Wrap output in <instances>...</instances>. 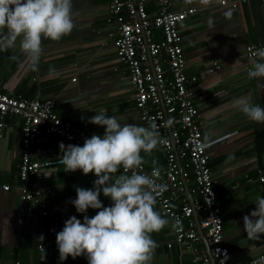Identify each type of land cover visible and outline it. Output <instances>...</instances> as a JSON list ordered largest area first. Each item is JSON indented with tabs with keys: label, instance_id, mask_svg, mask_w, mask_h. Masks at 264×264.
<instances>
[{
	"label": "crops",
	"instance_id": "obj_1",
	"mask_svg": "<svg viewBox=\"0 0 264 264\" xmlns=\"http://www.w3.org/2000/svg\"><path fill=\"white\" fill-rule=\"evenodd\" d=\"M219 1L205 4L203 0H170V5L174 11L195 9L178 25L185 72L196 78L191 91L202 138L206 132L210 136L207 164L216 182V204L221 211L229 262L244 264L264 257V236L259 241L249 240L243 231V217L255 210L257 196L264 197V181H258L256 172L264 170V124L248 120L234 102L251 94V102L264 107V87L259 86L264 79H249L247 75L253 61L259 58L247 60L243 52L247 44L264 43V2L245 0L231 10L220 6ZM72 3L75 27L58 42L43 41L39 71H32L18 47L0 52V91L20 99L53 100L59 118L92 135L104 134L103 127L87 122L102 109L116 116L121 124L146 127L134 108L126 68L114 56L112 36L116 23L107 12L106 1L72 0ZM145 8L150 14L155 12L152 0L147 1ZM209 18L214 20V27L207 24ZM13 56L17 58L13 60ZM213 63L217 64L216 69ZM73 78L75 81L71 82ZM17 128L18 120H7L0 137V264L14 261L41 264L35 240L41 235L49 250L45 264H87L83 255L61 262L56 234L71 216L83 221V214L76 212L71 200L76 198L77 187L93 188L96 177L92 173L85 176L79 170L65 172L63 165L48 169L40 187L47 208L54 207L55 211H48L45 217H39L35 210L33 215H27L14 189L19 148ZM60 143L69 145L54 136L44 137L45 157L59 158ZM141 155L147 161L145 168H152L155 160L163 169L165 156L160 147L150 156ZM235 184L237 187L233 189ZM3 185H9V191L3 192ZM185 187L187 192L193 187L190 179ZM188 195L191 198L189 192ZM99 199L105 207L111 206V200L102 193ZM97 211L89 209L86 215L92 217ZM171 233L170 221L152 235L159 245L152 264H193L191 254L173 244ZM168 244L172 245L170 249ZM198 249L206 254L201 241Z\"/></svg>",
	"mask_w": 264,
	"mask_h": 264
},
{
	"label": "built area",
	"instance_id": "obj_2",
	"mask_svg": "<svg viewBox=\"0 0 264 264\" xmlns=\"http://www.w3.org/2000/svg\"><path fill=\"white\" fill-rule=\"evenodd\" d=\"M105 1L107 12L116 23L112 36L114 56L117 63L126 68L138 119L146 127L154 122L165 140L159 146L165 156L160 182L167 185V191L157 198L156 207L162 216L170 219L171 224L176 218L181 221L180 230L172 228L173 244L190 253L193 264H209V257L214 264H230V253L224 244L221 211L216 204V182L207 164V147L203 151L198 150L203 138L191 91L196 78L185 72L178 31V25L195 9L190 7L174 11L170 0H152L155 12L150 14L145 8L148 0ZM244 1L220 0L219 5L235 10L239 2ZM260 49H264V43L245 45V59L257 57L255 52ZM212 65L217 68L216 63ZM74 81V78L71 79V82ZM11 118L18 120L19 137L14 189L27 215H33L35 210L39 217H45L48 211H55V208H47L40 185L48 169L62 164L58 162L60 157H45L42 147L44 137L54 136L69 144L83 146L84 140L92 134L59 118L53 100L20 99L0 91V137L6 121ZM142 171L150 174L151 168L143 166ZM256 172L258 181L263 183L264 170ZM120 174H123V169ZM189 179L193 186L188 191L191 203L184 194V184ZM251 180L247 178L246 181ZM236 187L237 184L232 186L233 189ZM9 189V185L1 186L3 192ZM193 213L208 246L209 256L198 249L201 239ZM39 237L35 239L38 262L45 264V255L49 250ZM171 246L168 244L167 248ZM260 258L244 264H254ZM11 264H19V261Z\"/></svg>",
	"mask_w": 264,
	"mask_h": 264
},
{
	"label": "clouds",
	"instance_id": "obj_3",
	"mask_svg": "<svg viewBox=\"0 0 264 264\" xmlns=\"http://www.w3.org/2000/svg\"><path fill=\"white\" fill-rule=\"evenodd\" d=\"M207 24L215 26L212 18ZM74 27L72 0H0V52L18 47L34 72L39 71L43 41L58 42ZM255 56L259 59L253 61L247 75L249 79H264V49L257 50ZM234 103L248 120L264 124V107L253 104L251 94ZM87 122L103 127V136L93 134L83 146L59 144L62 155L58 162L65 172L79 170L96 177L93 188L75 189L76 198L71 203L83 214V221L71 216L56 234L59 260L83 255L87 264H152L159 246L152 235L170 223L156 210L157 198L167 191V185L160 182L162 168L155 160L150 174L142 171L147 161L141 153L150 156L165 140L154 122L148 127L121 124L103 109ZM209 141L206 132L198 150L203 151ZM121 169L123 174H119ZM101 193L111 200V206L103 205ZM89 209L98 211L89 217ZM171 227L180 230L179 218ZM243 231L249 240L259 241L264 236V197L257 196L255 210L243 217ZM38 239L42 242L43 235ZM254 264H264V257Z\"/></svg>",
	"mask_w": 264,
	"mask_h": 264
},
{
	"label": "water",
	"instance_id": "obj_4",
	"mask_svg": "<svg viewBox=\"0 0 264 264\" xmlns=\"http://www.w3.org/2000/svg\"><path fill=\"white\" fill-rule=\"evenodd\" d=\"M184 189H185L184 194H185L186 197L188 198L189 203H191V198H190L189 195H188V192H187V190H186L185 184H184ZM193 218H194V220H195V227H196L197 234H198V236L200 237L201 242L203 243V245H204V247H205L206 254L209 256L208 246H207V244H206V242H205V240H204V237H203V235H202V232L200 231V229H199V227H198V223H197V220H196V214H195V213H193ZM209 261H210V264H214L213 261H212V259H211L210 257H209Z\"/></svg>",
	"mask_w": 264,
	"mask_h": 264
},
{
	"label": "trees",
	"instance_id": "obj_5",
	"mask_svg": "<svg viewBox=\"0 0 264 264\" xmlns=\"http://www.w3.org/2000/svg\"><path fill=\"white\" fill-rule=\"evenodd\" d=\"M60 139V138H59Z\"/></svg>",
	"mask_w": 264,
	"mask_h": 264
}]
</instances>
